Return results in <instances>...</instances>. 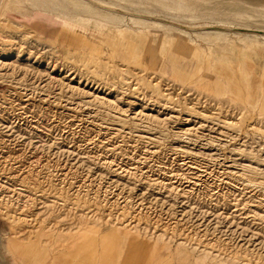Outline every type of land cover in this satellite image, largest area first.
Masks as SVG:
<instances>
[{"label": "rangeland", "instance_id": "obj_1", "mask_svg": "<svg viewBox=\"0 0 264 264\" xmlns=\"http://www.w3.org/2000/svg\"><path fill=\"white\" fill-rule=\"evenodd\" d=\"M63 1L0 0V264H264V56L201 34L261 31L264 0Z\"/></svg>", "mask_w": 264, "mask_h": 264}, {"label": "bare ground", "instance_id": "obj_2", "mask_svg": "<svg viewBox=\"0 0 264 264\" xmlns=\"http://www.w3.org/2000/svg\"><path fill=\"white\" fill-rule=\"evenodd\" d=\"M28 2V7L33 12H38L48 18L52 15L62 16L60 14L59 9H65L67 5L63 0H24ZM119 1V0H116ZM81 4H85L84 0L79 1ZM78 3V4H80ZM88 9L86 11V15L88 19L93 20L96 14L99 15L97 24H105L109 22L108 27H113L112 35L116 37H126L128 40L132 39L133 35L137 34V29L134 26V23H138L142 19L141 13H133L129 20L124 21V17L119 18V14L115 11L113 7L108 5L97 6L92 1L87 2ZM27 8V7H26ZM68 8V7H67ZM122 13V12H121ZM22 17V14H19ZM125 15V14H124ZM129 16V13H126ZM133 22V23H131ZM159 22V21H158ZM153 27V25H150ZM157 26V24H156ZM1 28V27H0ZM119 28V29H118ZM156 28V27H155ZM251 27L236 29L233 31H227L225 28H211V29H220L226 32H203L201 34L208 35L209 40L207 43L208 54L214 58L215 61L218 62H230L233 59L239 58L240 65L244 64V60L247 57L246 52L250 50L257 49L258 53H261L264 56V25L261 28V31H251L249 30ZM111 29V28H109ZM108 31H112L109 30ZM210 29V28H209ZM194 31V30H192ZM212 31V30H211ZM161 35L164 37V42L161 43L160 38L154 36L152 38L151 43L155 46L156 51L160 54L165 52L170 45H174L176 42L174 37L172 36V29H162L159 30ZM191 32V31H190ZM249 32L259 33L258 35L248 34ZM200 34V33H198ZM247 38L250 41H247ZM200 41L190 38L185 45V48H197V50H201L200 46H198ZM244 45L245 53L240 52V44ZM263 50V51H262ZM234 53H238V56H234ZM264 59V57H262Z\"/></svg>", "mask_w": 264, "mask_h": 264}]
</instances>
